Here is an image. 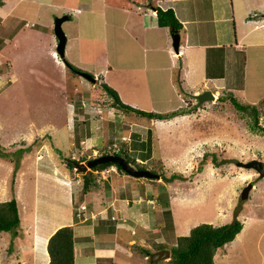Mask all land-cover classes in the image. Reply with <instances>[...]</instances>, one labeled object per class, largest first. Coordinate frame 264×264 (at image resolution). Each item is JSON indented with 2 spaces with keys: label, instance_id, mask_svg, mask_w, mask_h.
I'll return each instance as SVG.
<instances>
[{
  "label": "rangeland",
  "instance_id": "374dc122",
  "mask_svg": "<svg viewBox=\"0 0 264 264\" xmlns=\"http://www.w3.org/2000/svg\"><path fill=\"white\" fill-rule=\"evenodd\" d=\"M237 7L235 2L238 33L246 35L250 23L246 15L242 18L243 13L239 14ZM52 8L44 11L49 12L46 20L52 19L48 25L36 24L29 28L30 23L22 20V24L14 18L0 25V150L5 153L0 154V201L15 197L19 210L18 225L0 230V264H13L21 257L7 255L15 253V242H21L18 232L27 238L25 228L34 225L37 219V223L46 219V227L52 226L45 249L39 243L36 252L38 264L49 263L47 241L51 234L61 226L70 225L74 243H79V231L86 232L83 223L106 220L107 207L112 201L120 202L119 198L125 199L127 205L134 202L146 211L152 227L142 235L143 240L138 238L141 235L135 236L136 228L144 229L138 220L131 221L134 230L120 229L116 244L119 242V246L131 251V254L125 252L128 257H116L123 264H162L172 256L171 247L177 243V237L188 234L192 226L203 221L220 225L234 218L242 222V228L216 250L213 264H264V175H259L253 167L237 164L239 160L251 158L264 160V127L251 129L248 123L251 113L246 115L237 110L229 98L232 93L241 102H250L246 94L230 89L239 87V62L236 68H230L233 60L224 66L222 56L209 57L212 73L222 76V72L227 75L229 71L224 80L226 87L216 85L219 81L211 82L210 87L200 86L202 89L207 86L206 90L214 93L213 98L198 104L195 96L186 92L180 105L187 107L184 113L167 119L141 116L112 105V97L100 86L102 77L96 76L94 82L90 81L66 64L95 75L100 70V66H94L100 42L92 41L87 45L89 49L84 48L85 39L71 37L72 30L76 29L71 19L62 23L69 36L65 61L58 55L54 33L57 14L50 15V12L59 13L60 9ZM247 40L240 38L241 45L242 41L247 44ZM258 53L260 56L250 48L247 55L243 50L239 54L240 63L246 55L245 76L247 81H252L249 87L252 93L258 92L256 84H264V77H259L256 71L264 72V53ZM201 74L204 71L197 68L193 76L198 78ZM130 77V82L136 81L135 91L132 87L127 92L121 88L125 100L120 98L124 102L155 111H165L171 105L160 99L150 101L146 90L140 88L145 85L144 80ZM154 77L158 82L160 76ZM110 81L111 84L107 81L110 85L115 84ZM161 82L162 79L157 84ZM146 84H151V80ZM256 105L258 124L264 126V99ZM121 149L148 169L160 173L159 176L134 177L115 164L104 169H95L93 165L84 170L67 164L69 159L86 163L97 155L119 154ZM172 173L176 174L174 178H166ZM85 174L93 178L87 190L83 188ZM121 208L115 211L122 212ZM123 212L127 215L126 210ZM58 215H67L68 219L74 215L76 221L71 220L79 226L65 223L68 219L61 220ZM49 218L54 221L50 222ZM110 225L111 221H106L100 226ZM33 229L30 227L32 236ZM127 237H136V241L127 244ZM112 238L102 236L97 245L104 243L107 247L113 243ZM160 245L169 254L152 258L161 251ZM76 247L74 264L77 255L88 252L93 264H103L113 258L103 257L104 251V255L97 257L98 246L84 250ZM144 247L150 250L148 254ZM32 254L25 247L22 257L31 264ZM18 261L23 264L22 259ZM83 261L79 258L76 264Z\"/></svg>",
  "mask_w": 264,
  "mask_h": 264
},
{
  "label": "crops",
  "instance_id": "0c3cea01",
  "mask_svg": "<svg viewBox=\"0 0 264 264\" xmlns=\"http://www.w3.org/2000/svg\"><path fill=\"white\" fill-rule=\"evenodd\" d=\"M235 2L238 5V13H243L242 18L246 15V21L250 23L246 35L238 33V25L235 21ZM157 6L162 9L172 8L183 25L177 51L172 46V29L169 26L158 25L157 23ZM52 7L60 9V12H50V15L54 13L57 15L67 14L69 17L63 20L62 23L68 19L76 23V29L72 30L71 37L85 39L84 48L89 49L90 47L87 45L92 41L97 40L100 42V50L97 52L94 65L95 67L100 66V70L96 72L97 75H93L99 76V78L102 77L101 81H105L106 78L110 84V80H113L115 84L112 83L111 86H114L123 99L121 88L127 92L126 89L132 87L135 91L136 81L130 82V76L144 80L145 85L140 88L146 90L150 101L153 98L171 104L166 107L167 110L165 111L179 107L183 103V96L186 92L194 95L195 92L198 93V90L201 92L207 86L210 87L211 82L216 83L219 81V84L216 85L226 87L227 84L224 80H227L229 71H227V75L222 72V76L211 72L209 57L215 56L218 58L222 56L221 60L224 66H227L228 61L233 60L230 68H236L238 62L240 64L241 81L239 87L237 90L230 89H233L236 93L239 91L244 95L246 94V99L249 98L248 101H250L248 103L256 104L260 99H264V84H256L258 92L252 93L251 90L249 91L252 81H247L248 79L245 76L247 71L246 52H250L251 48L257 56H260L258 52L264 53V0H0V25L2 22L5 24L6 21L12 18L17 22L23 20L25 24L30 23L31 27L29 28L34 27L36 24L48 25L52 19L46 20L45 15L49 12L44 11H48ZM72 11L75 12V15ZM71 15L75 18H71ZM65 35L66 48L69 36L66 32ZM243 37L248 40L247 44L242 41L241 45L240 38L243 39ZM242 50L246 54L244 56L245 62L241 60L242 63H240L239 54ZM52 51L54 52V50ZM234 51L237 53L233 55ZM197 68L202 69L204 75L201 74V77L195 78L193 74ZM256 71L259 77H264V72ZM156 75L160 76L159 81L162 79L161 85L157 84L159 81H156L154 77ZM150 80L151 84H146ZM255 80H257L256 77ZM107 81L105 82L108 83ZM203 85L207 86H204V89L200 88ZM119 200L121 201H112L107 207V215L109 216H105L108 217L106 220L96 219L94 222L86 224L82 221L85 218L80 220L86 232L79 231L80 239L78 241L80 242L77 243L78 241H76L77 244L74 243V248L77 246L76 249L78 250L98 246L99 254L97 257L104 255V252L106 254L103 257H113L112 259L109 258L108 262H102L103 264H123L116 257L127 256L125 252L131 254L127 247L122 248L123 245L119 246V242L116 244L120 229L131 228L134 230V227L130 225L133 224L131 221L138 220L144 224V229L142 227L136 228L138 234L135 232V236L141 235L138 238L142 239L141 237L144 238L142 235L150 232L152 228L149 227V214L146 211L143 212L138 204L131 202L127 205L125 199L119 198ZM97 202L95 204H98ZM99 205L101 206V204ZM112 205H114V208ZM34 207L35 204L31 209ZM116 208L126 210L127 215L124 214L123 210V213L120 210L116 212ZM58 216L61 220L63 218L68 219L65 218L67 215L65 217L63 215ZM28 217H31L30 213ZM54 218H49L50 222H53ZM35 219H37L36 216ZM71 219H75L74 215H69V219L68 221L65 220V223L77 224ZM37 221L34 225L29 224V227L25 228L27 238L25 235L23 236L22 232H18L21 236V242H15L17 243L14 248L15 253L7 255V257L21 256L16 258L13 264H19V261L16 262L18 259H22L23 264H29L22 257L25 247L33 252L30 258L33 260L31 264H38L36 259L37 247L39 243H42L43 249H45L44 244L49 233L52 232V226L46 227L48 225L46 219L38 223ZM106 221H111L110 227L100 226L101 222ZM61 223L63 224V222ZM30 227H34L32 230L33 236L30 235ZM45 228L46 230H44ZM102 236L113 237V243L107 247L104 246V243L97 245ZM132 240L136 241V237H127L125 242L132 244ZM89 256L90 252L86 255H77L75 262L77 263L78 259L82 258L85 261L81 264H93ZM41 264H48V261Z\"/></svg>",
  "mask_w": 264,
  "mask_h": 264
},
{
  "label": "trees",
  "instance_id": "16d2710c",
  "mask_svg": "<svg viewBox=\"0 0 264 264\" xmlns=\"http://www.w3.org/2000/svg\"><path fill=\"white\" fill-rule=\"evenodd\" d=\"M156 16L158 25H166L169 26L172 31H178L179 33L182 32L183 25L172 8L169 7L162 9L157 6ZM66 64L69 65L74 72L80 70L73 64L68 62ZM100 86L112 97V105L125 111L135 112L141 116L167 119L174 115L182 114L187 110V107L184 106H179L168 111L145 110L124 102L120 98L117 90L105 81H101ZM231 94L229 98L232 105L237 110L245 112L246 115L251 113L250 120H248L250 128L264 127L263 125L258 124V106L254 103L241 102L236 96ZM220 98H223V96H220ZM118 152L127 157L128 161L134 166L138 168H149L145 166L144 163L136 161L135 158L130 157L127 151L121 149ZM0 154L5 155L2 150H0ZM67 164L70 167L74 166L70 159L67 161ZM112 164H115L119 170L125 172L120 165L112 161L98 163L94 165L93 168L104 169ZM152 171L155 172L154 169H152ZM175 175V173H172L170 177L166 178L171 179L174 178ZM83 178V188L84 190H87L93 178L90 174H85ZM18 222L19 210L16 198L11 197L10 199L0 201V230L12 229L18 225ZM241 228L242 222L237 218H234L231 222L220 225H214L205 221L199 222L190 228L188 234H181L177 237V243L171 247L172 256L168 261H165L162 264H213V255L216 250L219 247H222L226 242L232 240ZM163 247L165 246H158V250ZM144 249L146 253H149V249L145 247ZM47 251L49 254L48 264H74V239L72 227L70 225L61 226L57 231L51 234L47 241Z\"/></svg>",
  "mask_w": 264,
  "mask_h": 264
},
{
  "label": "water",
  "instance_id": "95a60500",
  "mask_svg": "<svg viewBox=\"0 0 264 264\" xmlns=\"http://www.w3.org/2000/svg\"><path fill=\"white\" fill-rule=\"evenodd\" d=\"M69 16L67 14L57 15L54 18V33L57 38V44H56V52L58 55L65 61V43H66V35L62 28V21L67 19ZM172 38V46L175 51L179 48L180 43V33L178 31H173L171 34ZM81 75H83L85 78L89 79L90 81H95L96 77L93 76L91 73L87 71H78ZM195 98L197 99V103H201L205 99L213 98L214 94L211 93L210 90H203L201 92L194 94ZM72 164L75 168H78L80 170L86 169L88 166L91 167L95 164L101 163V162H108L112 161L120 165V167L129 175H132L134 177H158L159 174L157 172H153L152 170L148 168H138L132 165L128 158L117 154V153H105L101 155H97L89 160H87L86 163L78 161L76 159H70ZM237 164L245 166V167H253L255 168L259 175H264V160L257 159V158H251L247 161H237ZM248 185L251 186V183H248ZM246 187L244 188V191L241 193L243 196L245 194ZM161 251L157 252L152 256V258H162L163 256H166L169 254L168 250L160 249Z\"/></svg>",
  "mask_w": 264,
  "mask_h": 264
},
{
  "label": "clouds",
  "instance_id": "9594fccd",
  "mask_svg": "<svg viewBox=\"0 0 264 264\" xmlns=\"http://www.w3.org/2000/svg\"><path fill=\"white\" fill-rule=\"evenodd\" d=\"M84 71V70H83ZM93 75V74H92ZM94 76V75H93ZM96 77V76H95ZM76 160H78V159H76ZM133 165V164H132ZM112 218H113V216H112Z\"/></svg>",
  "mask_w": 264,
  "mask_h": 264
}]
</instances>
